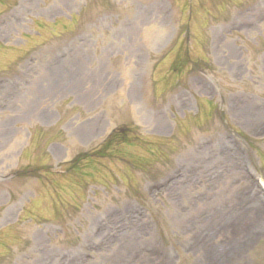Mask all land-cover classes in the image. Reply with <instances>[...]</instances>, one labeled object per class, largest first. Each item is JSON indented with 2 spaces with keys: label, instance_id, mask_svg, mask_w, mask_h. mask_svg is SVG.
Wrapping results in <instances>:
<instances>
[{
  "label": "rangeland",
  "instance_id": "1",
  "mask_svg": "<svg viewBox=\"0 0 264 264\" xmlns=\"http://www.w3.org/2000/svg\"><path fill=\"white\" fill-rule=\"evenodd\" d=\"M263 189L264 0H0V264H264Z\"/></svg>",
  "mask_w": 264,
  "mask_h": 264
},
{
  "label": "trees",
  "instance_id": "2",
  "mask_svg": "<svg viewBox=\"0 0 264 264\" xmlns=\"http://www.w3.org/2000/svg\"><path fill=\"white\" fill-rule=\"evenodd\" d=\"M116 134V132L114 131V132H112L107 138H106V140L104 141V143L103 144H101L99 147H98V149L94 152V153H96V152H98V151H100V150H102L103 148H104V146L105 145H107V143H110V141H112L113 139H115V135ZM84 158H86V155H82V156H80V161H82V160H84Z\"/></svg>",
  "mask_w": 264,
  "mask_h": 264
}]
</instances>
